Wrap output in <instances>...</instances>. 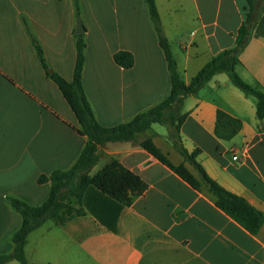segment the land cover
<instances>
[{
  "label": "crops",
  "instance_id": "obj_1",
  "mask_svg": "<svg viewBox=\"0 0 264 264\" xmlns=\"http://www.w3.org/2000/svg\"><path fill=\"white\" fill-rule=\"evenodd\" d=\"M155 1L186 84L214 56L235 45L248 12L246 0ZM78 6L86 42L82 83L98 122L114 127L163 101L171 92V78L146 0H78ZM74 10V0H0V245L10 246L0 255L12 252L13 236L22 224L16 230L3 225L18 213L5 200L15 197L32 206L43 204L51 186L39 183V177L70 169L88 141L40 65L27 32L30 29L40 42L46 59L62 57L64 52L66 56L67 49L71 55ZM257 15L236 72L264 92V0L258 2ZM69 16L74 21L63 36ZM120 50L133 54L131 68L114 62ZM75 61L76 45L72 69L57 72L70 80ZM219 111L240 121L230 138L225 137L232 130L229 124L222 123L217 134ZM181 113L187 115L180 129L184 148L189 153L198 150L196 160L211 179L264 214V126L257 117L256 99L233 85L227 73H219L185 98ZM169 131L167 124L154 123L137 135V141L99 147L91 175L117 159L147 184L146 191L119 213L116 232L86 209L61 225L49 220L28 235V262L264 264V223L250 231L217 206V198L204 183L193 188L140 145L151 138L162 151L166 148L163 152L173 165L184 164L200 180L193 165L175 149ZM31 169L36 185L47 189L37 205L31 201L41 190L30 191L24 179ZM15 263L19 262L5 264Z\"/></svg>",
  "mask_w": 264,
  "mask_h": 264
},
{
  "label": "trees",
  "instance_id": "obj_2",
  "mask_svg": "<svg viewBox=\"0 0 264 264\" xmlns=\"http://www.w3.org/2000/svg\"><path fill=\"white\" fill-rule=\"evenodd\" d=\"M74 2L77 14H80L78 1L74 0ZM246 2L248 12L237 31L235 45L214 56L193 77L190 84H186L178 71L170 43L164 35L156 1L146 0L159 45L163 49L168 64L171 92L160 103L136 115L132 120L114 127H105L98 122L85 94L82 83L86 48L84 34L74 35L76 61L73 76L68 80L50 67L40 42L27 28L40 65L71 107L79 122L78 131L85 135L88 141L70 169L55 170L48 176L39 177V183L48 182L51 186L50 195L43 204L32 206L19 198H10L11 207L22 217V224L13 236L12 252L0 255V264L10 260H16L20 264H31L25 254L28 235L49 220H55L60 225L64 224L69 218L81 215L84 209L88 210L107 229L116 232L119 213L124 206L132 202L134 197L146 191L147 184L117 159H112L101 170L91 175V170L98 161L97 151L100 146L108 142L137 141V135L149 130L154 123L167 124L170 127L169 139L185 161L197 170L201 181L184 164L173 165L168 155L151 138H145L140 142L145 150L173 169L193 188L200 189L201 182L204 183L217 198V206L238 219L250 231L256 232L261 227L264 223V214L256 210L244 198L227 191L211 179L196 160L198 150L189 153L184 148L180 136L181 125L187 117L186 114L181 113L183 101L219 73H227L233 85L246 96L256 99L257 117L264 126V92L246 83L236 72L240 56L252 39L258 16L259 0H246ZM113 59L118 66L125 69L131 68L134 64L133 54L124 50L116 52ZM217 117V134H220L222 123L229 124L232 128L230 134L225 136L226 138H230L240 128L239 120L229 117L222 111L218 112Z\"/></svg>",
  "mask_w": 264,
  "mask_h": 264
},
{
  "label": "rangeland",
  "instance_id": "obj_3",
  "mask_svg": "<svg viewBox=\"0 0 264 264\" xmlns=\"http://www.w3.org/2000/svg\"><path fill=\"white\" fill-rule=\"evenodd\" d=\"M78 1V0H77ZM75 15H76V19H75V27H76V23H77V17H81L80 14H77L76 8H75ZM74 21V17H66V23L64 24L63 28H62V35L64 36L65 34V30L67 29V27L70 26L71 22L73 23ZM82 21V19H81ZM83 24V23H82ZM69 48V46H68ZM64 52V50H63ZM70 50L66 51V56H65V52L62 54V57H58V56H52L51 58L49 57V59H47L50 67L52 69H54L55 71L59 70L62 71V73H68L72 67H73V61L75 59V44H73V53L70 55L69 54ZM59 72V71H58ZM6 147V146H5ZM9 147V146H8ZM7 147V148H8ZM167 147V146H166ZM163 151L165 152V147L163 146ZM8 154V153H6ZM172 160H175V156L173 155L171 157ZM35 173L32 171V169L26 174V176L24 177V179L27 181V187L28 189H30V191L34 192L37 189L41 190V195L39 196V198L32 200L31 203L34 205L40 204L43 199H45L46 195H47V189L45 188H40L39 186L36 185V181L34 180L35 178ZM11 198V197H10ZM10 198L5 200L6 203L10 204ZM11 205V204H10ZM20 221H22L21 216L18 213H14V218H12L10 221H4L3 225L7 226V228H12V230H16L19 225H20ZM9 245H0V252L1 253H8L9 251ZM15 264H20V263H15Z\"/></svg>",
  "mask_w": 264,
  "mask_h": 264
},
{
  "label": "water",
  "instance_id": "obj_4",
  "mask_svg": "<svg viewBox=\"0 0 264 264\" xmlns=\"http://www.w3.org/2000/svg\"><path fill=\"white\" fill-rule=\"evenodd\" d=\"M84 32H85V29L83 27L81 18L78 16L77 17L76 27H75V30H74V34L75 35H80V34H83Z\"/></svg>",
  "mask_w": 264,
  "mask_h": 264
}]
</instances>
